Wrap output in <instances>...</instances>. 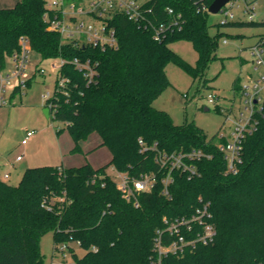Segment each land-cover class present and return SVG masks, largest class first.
I'll list each match as a JSON object with an SVG mask.
<instances>
[{"label": "trees", "instance_id": "trees-1", "mask_svg": "<svg viewBox=\"0 0 264 264\" xmlns=\"http://www.w3.org/2000/svg\"><path fill=\"white\" fill-rule=\"evenodd\" d=\"M196 1L155 0L160 19H166V8L184 19L181 30L161 41L118 17L114 20L118 47L104 51L63 43L48 27L45 0H20L13 7L0 8L1 62L17 51L20 37H26L31 51L43 59L71 58L86 51L97 62L91 84L74 67L62 68L69 82L65 93L56 95L52 118L64 124L74 144L72 151L80 150V142L96 133V148L105 146L111 155L99 168L90 164L27 168L16 186L0 178V264H47L40 250L47 233H52L55 247L79 242L84 254L78 258L70 249L74 262L69 264H151L155 231L162 227L163 217L191 214L198 198L210 203L214 242L183 257H169L166 264H264V119L244 141L242 164L235 175L226 173L223 155L214 152L210 161L198 163L199 176L174 173L170 197L162 194L158 182L134 206L122 198L106 173L112 167L138 176L157 170L160 153L205 147L206 135L193 122L176 125L167 112L153 107L154 99L169 85L167 63H177L197 80L216 59L222 33L209 34V13L197 11ZM178 40L191 42L197 52L194 67L170 48ZM238 84L236 79L234 89Z\"/></svg>", "mask_w": 264, "mask_h": 264}, {"label": "built area", "instance_id": "built-area-1", "mask_svg": "<svg viewBox=\"0 0 264 264\" xmlns=\"http://www.w3.org/2000/svg\"><path fill=\"white\" fill-rule=\"evenodd\" d=\"M208 0H197V11L208 12ZM256 0H228L218 13L223 15L220 24L234 22V11L241 10L248 14V22L255 17ZM166 19H160L155 12V0H45V19L50 30L59 34L63 43L74 49H117L118 41L114 20L124 17L127 21L148 31L153 40L161 41L174 31H179L184 25L182 14L171 8L164 11ZM264 23V20L262 21ZM264 28V25L261 26ZM225 43V41H224ZM31 49L26 37L18 39V49L11 56L0 60V106L6 105L5 94L11 91L21 92L27 88L28 80L24 75L29 61ZM252 57L251 65L255 73L245 85L238 84L234 95L239 97V115L232 121V128L227 137L220 135L218 140L207 141L205 147L194 148L186 152L172 154L160 153L156 157L158 168L156 171L131 176L115 169L116 189L122 198L138 206L139 197L143 193L152 191L159 182L162 194L170 197V187L174 183V173L180 172L188 178L200 175L198 163L210 161L214 152L221 153L226 162V173L237 174L242 164L243 145L246 138L252 135L261 120L264 119V38L249 48ZM7 59L10 66H7ZM55 81V91L51 96L46 93L42 98L46 101V108L52 116L55 110V98L58 93H65L68 79L61 70L64 66L74 67L86 84H91L97 75V62L92 56L82 52L71 58L59 57ZM41 74L44 73L40 69ZM10 97V98H11ZM10 100V99H9ZM216 97L207 95L209 104L215 103ZM33 131H27L21 144L25 145ZM18 160V158H17ZM4 179L8 175L3 176ZM194 211L187 216L163 217L162 227L155 231L153 239L151 264H166L169 257H183L193 253L198 247L208 246L214 242L216 229L211 222L210 203L198 198ZM79 246V242H75ZM63 257L70 251L68 243H61L55 247Z\"/></svg>", "mask_w": 264, "mask_h": 264}, {"label": "rangeland", "instance_id": "rangeland-1", "mask_svg": "<svg viewBox=\"0 0 264 264\" xmlns=\"http://www.w3.org/2000/svg\"><path fill=\"white\" fill-rule=\"evenodd\" d=\"M254 22L264 20V0H256ZM235 22H248V14L241 10L234 11ZM223 19L220 13L209 14L208 32L214 35L222 33L216 48L214 59L201 79L193 80L190 73L175 62L165 66V74L169 85L163 89L153 101V107L169 114L176 125L193 122L206 135V140H218L220 135L228 138L232 121L239 115V97L234 95V82L245 85L255 73L251 65L252 57L249 48L255 45L260 37L264 38L261 26H218ZM225 41V43H224ZM170 48L188 65L194 67L197 52L191 42L178 40L170 44ZM58 58L43 59L36 52L30 51L24 80L31 79L30 85L21 92L11 91L5 94L8 101L0 106V178L7 184L16 186L25 169L39 166L77 167L90 164L94 168L105 166L111 158L105 146L96 148L99 137L91 134L81 141L80 150L72 151L74 144L64 128V124L52 116L46 117L43 110L46 101L42 96L53 95ZM7 59V66H10ZM40 69L44 73L39 72ZM216 97L215 103L207 102V95ZM11 97V98H10ZM10 99V100H9ZM207 109V110H205ZM57 130H61L57 134ZM27 131H33L25 145L21 141ZM18 158V160H17ZM106 173L115 179V170L106 169ZM8 175L4 179V175ZM68 247L80 258L84 254L75 242ZM40 250L47 264H69L74 262L72 253L55 250L52 233H47L40 240Z\"/></svg>", "mask_w": 264, "mask_h": 264}, {"label": "water", "instance_id": "water-1", "mask_svg": "<svg viewBox=\"0 0 264 264\" xmlns=\"http://www.w3.org/2000/svg\"><path fill=\"white\" fill-rule=\"evenodd\" d=\"M228 0H213L212 3L209 5L208 8V13L209 14H217L220 9L226 4ZM207 110V109H205ZM44 114L46 117L49 116V109L48 108H44L43 110Z\"/></svg>", "mask_w": 264, "mask_h": 264}, {"label": "crops", "instance_id": "crops-1", "mask_svg": "<svg viewBox=\"0 0 264 264\" xmlns=\"http://www.w3.org/2000/svg\"><path fill=\"white\" fill-rule=\"evenodd\" d=\"M20 0H0V8L13 7Z\"/></svg>", "mask_w": 264, "mask_h": 264}]
</instances>
